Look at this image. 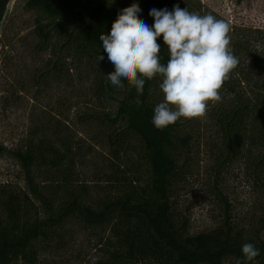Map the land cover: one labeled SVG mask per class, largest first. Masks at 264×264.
I'll use <instances>...</instances> for the list:
<instances>
[{
	"label": "trees",
	"instance_id": "trees-1",
	"mask_svg": "<svg viewBox=\"0 0 264 264\" xmlns=\"http://www.w3.org/2000/svg\"><path fill=\"white\" fill-rule=\"evenodd\" d=\"M8 1L0 0V21ZM133 3L150 27L151 9L171 11L179 5L195 12L181 0H26V9L35 14L37 47L49 52V68L40 80L59 79L61 61L68 58L85 61L92 69L97 99L111 106L95 119L108 131L106 141L114 157L133 154L136 161L131 164V175L112 171L113 191L92 198L84 187L73 186L68 141H61L55 130L49 134L37 126L22 146L5 152L22 173L25 191L0 193V264H35L40 244L44 249L58 245L59 231L70 223L85 230L109 231L106 259L97 264H264L263 219L245 229L225 215L217 230L192 234L175 212L174 187L181 178L180 161L190 152L192 135L182 119L163 130L153 126L154 108L163 95L162 78L146 81L143 94L126 82L117 90L108 81L114 66L99 36L108 34L120 11ZM157 42L166 63L163 38ZM249 61L250 71L264 74V55L252 54ZM231 81L229 77L221 89L229 99L213 117L217 161L227 166L256 150L253 162L260 175L264 170V107L259 103L264 105V98L252 102ZM143 169L146 177L141 180ZM245 243L254 244L260 252L253 261L243 257Z\"/></svg>",
	"mask_w": 264,
	"mask_h": 264
},
{
	"label": "rangeland",
	"instance_id": "rangeland-1",
	"mask_svg": "<svg viewBox=\"0 0 264 264\" xmlns=\"http://www.w3.org/2000/svg\"><path fill=\"white\" fill-rule=\"evenodd\" d=\"M181 1L196 13L211 14L230 26V48L239 61L229 76L231 83L252 102L263 99L264 74L250 71L249 57L264 55V0ZM25 4L26 0H9L0 21V193L25 191L22 173L5 152L22 146L42 125L45 132L55 130L61 141H68L73 186L84 187L92 198L108 194L116 187L113 174L134 173L131 164L136 157L123 153L118 160L114 157L106 141L108 131L95 119L111 106L97 99L92 69L85 61L68 58L61 61L59 79L40 80L49 68V52L37 47L35 14ZM220 95L219 102L209 103L204 118H181L192 135V145L180 161L182 174L172 202L192 234L217 230L225 215L245 229L264 220V170L260 175L255 170L256 150L227 166L217 161L213 117L229 99L222 90ZM163 99L161 95L160 102ZM139 177L145 179V169ZM107 237V228L85 230L66 224L59 231L58 245L44 249L40 244L35 264H97L106 259Z\"/></svg>",
	"mask_w": 264,
	"mask_h": 264
},
{
	"label": "clouds",
	"instance_id": "clouds-1",
	"mask_svg": "<svg viewBox=\"0 0 264 264\" xmlns=\"http://www.w3.org/2000/svg\"><path fill=\"white\" fill-rule=\"evenodd\" d=\"M136 3L120 11L108 34H100L103 51L114 71L107 74L111 86L123 89L125 82L143 94L146 81L162 78L163 102L154 108L152 124L158 130L179 119H202L209 103L221 100L220 90L238 66L230 48V26L211 14L200 15L179 5L151 9L150 27L138 15ZM162 37L168 58L162 62ZM104 57L99 55L98 61ZM246 261L260 255L252 243L242 246Z\"/></svg>",
	"mask_w": 264,
	"mask_h": 264
}]
</instances>
